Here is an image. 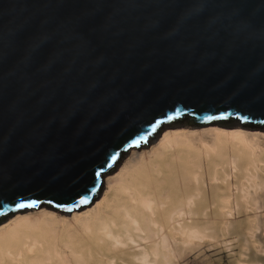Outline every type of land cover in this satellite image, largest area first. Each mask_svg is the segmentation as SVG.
I'll return each instance as SVG.
<instances>
[{"label": "water", "instance_id": "95a60500", "mask_svg": "<svg viewBox=\"0 0 264 264\" xmlns=\"http://www.w3.org/2000/svg\"><path fill=\"white\" fill-rule=\"evenodd\" d=\"M185 118L264 127V0H0V222Z\"/></svg>", "mask_w": 264, "mask_h": 264}, {"label": "bare ground", "instance_id": "6f19581e", "mask_svg": "<svg viewBox=\"0 0 264 264\" xmlns=\"http://www.w3.org/2000/svg\"><path fill=\"white\" fill-rule=\"evenodd\" d=\"M159 131L103 176L90 206L3 219L0 264H184L227 236L254 248L244 264H264V127L187 119Z\"/></svg>", "mask_w": 264, "mask_h": 264}, {"label": "rangeland", "instance_id": "374dc122", "mask_svg": "<svg viewBox=\"0 0 264 264\" xmlns=\"http://www.w3.org/2000/svg\"><path fill=\"white\" fill-rule=\"evenodd\" d=\"M185 120L187 119L185 118L180 122H184ZM247 249L245 248L243 239H237L235 236L222 237L217 243L216 241H206L202 246L198 245L189 256V260L184 264H244L245 260L250 259V256H247V254L255 256L254 248L250 249V251Z\"/></svg>", "mask_w": 264, "mask_h": 264}, {"label": "snow or ice", "instance_id": "6c2138e0", "mask_svg": "<svg viewBox=\"0 0 264 264\" xmlns=\"http://www.w3.org/2000/svg\"><path fill=\"white\" fill-rule=\"evenodd\" d=\"M23 206V205H22Z\"/></svg>", "mask_w": 264, "mask_h": 264}]
</instances>
